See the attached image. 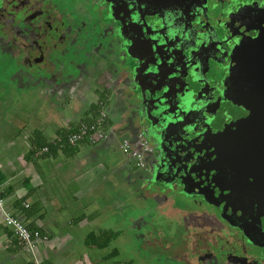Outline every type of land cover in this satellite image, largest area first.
Returning <instances> with one entry per match:
<instances>
[{
    "label": "flooded vegetation",
    "instance_id": "obj_1",
    "mask_svg": "<svg viewBox=\"0 0 264 264\" xmlns=\"http://www.w3.org/2000/svg\"><path fill=\"white\" fill-rule=\"evenodd\" d=\"M0 63L1 120L105 112L115 261L264 264V0H0Z\"/></svg>",
    "mask_w": 264,
    "mask_h": 264
},
{
    "label": "crops",
    "instance_id": "obj_2",
    "mask_svg": "<svg viewBox=\"0 0 264 264\" xmlns=\"http://www.w3.org/2000/svg\"><path fill=\"white\" fill-rule=\"evenodd\" d=\"M96 117L58 121L57 130L35 128L26 139L15 129L16 119L0 118V188L5 208L29 229L48 237L31 250L15 237L0 211V264H119L106 233L123 227L112 222L120 217V205L111 197L112 181L120 174L123 160L103 161L101 156L112 151L109 142L63 145L82 122ZM57 140L51 154L40 149L32 153L33 144ZM77 243L86 251H76Z\"/></svg>",
    "mask_w": 264,
    "mask_h": 264
},
{
    "label": "built area",
    "instance_id": "obj_3",
    "mask_svg": "<svg viewBox=\"0 0 264 264\" xmlns=\"http://www.w3.org/2000/svg\"><path fill=\"white\" fill-rule=\"evenodd\" d=\"M106 114L103 110L99 112L97 117L91 122H82L78 128L68 134L64 139L63 145L69 147H78L82 144L96 145L99 141L105 138L106 130ZM57 141H52L55 144ZM49 146L42 149L43 153L49 152ZM124 150H128V146H124ZM134 156L139 159L137 152H134ZM0 211L4 215L5 224L13 229L15 237L23 245L28 246L31 250H36L40 241H46L47 236L42 235L40 232L32 231L25 223L18 217L14 216L5 208V199L3 198V191L0 188ZM36 264H43L41 261H37Z\"/></svg>",
    "mask_w": 264,
    "mask_h": 264
},
{
    "label": "rangeland",
    "instance_id": "obj_4",
    "mask_svg": "<svg viewBox=\"0 0 264 264\" xmlns=\"http://www.w3.org/2000/svg\"><path fill=\"white\" fill-rule=\"evenodd\" d=\"M0 65H1V63H0ZM2 96H5V92H3V91L0 92V97H2ZM20 106L23 108V110L20 112V115L18 114L16 116L15 129L17 131L21 130V133L24 135V137L22 136L23 138H25V139L28 138L30 136V133L33 131V129H35V127L36 128L40 127L41 129L46 130V131L47 130L48 131L52 130V125H53L54 122H56V120L55 121H50V120H47V121H43V120L36 121V120H32V119H31V121L28 120L29 117L27 116L26 113H34V114L40 116L44 112L43 109H40V106H41L40 104H38V107H33V106L31 107L30 105H27L26 103H21ZM20 106H19L18 103H16V107L14 109H11V112H15V114H16L17 113V109ZM38 122H41L42 124L38 125ZM116 123H119V121H116ZM120 142H121V140H120ZM0 145H2V144H0ZM101 158L104 159L103 160L104 162L110 163V159H111V162H115L116 161L114 158H116V159L121 158L122 159V154L120 152H118L117 150L115 151V150L112 149V151H110L109 153L104 154L103 156H101ZM109 167H113L112 164H110ZM93 176H94V174L91 175V177H93ZM115 205L119 206L117 203H115ZM120 213H122V211L119 212V214ZM76 245H77L76 251H78V252L86 251L83 248L84 247L83 244L77 243ZM105 252H107V250ZM98 255H101V252L98 253ZM91 256L95 257L94 253H91L90 257ZM122 258H124V257H122ZM116 261L119 263V262H121V259L120 258H116Z\"/></svg>",
    "mask_w": 264,
    "mask_h": 264
},
{
    "label": "trees",
    "instance_id": "obj_5",
    "mask_svg": "<svg viewBox=\"0 0 264 264\" xmlns=\"http://www.w3.org/2000/svg\"><path fill=\"white\" fill-rule=\"evenodd\" d=\"M87 122H90V121H87ZM35 136L37 137V139L40 137V132L38 131H36L35 132ZM60 143H61V141H60ZM62 145V144H61ZM46 146H49V154H51V152H52V148L54 147V145H52V143H42L41 144V146H38V145H32V153H34L35 151L36 152H38L39 151V149L42 151V149L44 148V147H46ZM56 147H59V146H56Z\"/></svg>",
    "mask_w": 264,
    "mask_h": 264
}]
</instances>
